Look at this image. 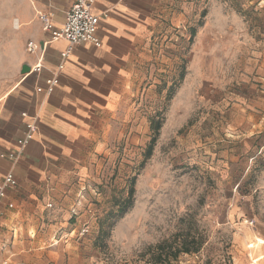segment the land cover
<instances>
[{
  "label": "rangeland",
  "instance_id": "374dc122",
  "mask_svg": "<svg viewBox=\"0 0 264 264\" xmlns=\"http://www.w3.org/2000/svg\"><path fill=\"white\" fill-rule=\"evenodd\" d=\"M204 1L157 37L135 135L84 185L72 231L39 229L28 238L49 246H21L8 264H264V0ZM7 27L0 20V91L18 77ZM151 120L164 125L144 159ZM192 238L201 249L173 259Z\"/></svg>",
  "mask_w": 264,
  "mask_h": 264
},
{
  "label": "crops",
  "instance_id": "0c3cea01",
  "mask_svg": "<svg viewBox=\"0 0 264 264\" xmlns=\"http://www.w3.org/2000/svg\"><path fill=\"white\" fill-rule=\"evenodd\" d=\"M72 2L0 0V20L16 44L10 67L18 74L0 91V182L7 175L16 182L0 198V264H8V255L21 246H49L51 241L38 234L32 242L28 238L39 229L72 231L68 222L85 203L84 185L100 182L103 162L120 137L135 135V115L141 112L136 104L143 103L144 95L138 89L157 37L183 23L188 5L200 3L96 0L92 13L99 17L100 46L77 45L62 58L67 43L50 40L37 14H47L61 28ZM28 43L36 49L29 52ZM23 66L29 71L21 75ZM51 79L56 85L48 94L46 82ZM146 113L143 119L150 120L151 111ZM28 125L35 129L21 146Z\"/></svg>",
  "mask_w": 264,
  "mask_h": 264
},
{
  "label": "built area",
  "instance_id": "2783aa9c",
  "mask_svg": "<svg viewBox=\"0 0 264 264\" xmlns=\"http://www.w3.org/2000/svg\"><path fill=\"white\" fill-rule=\"evenodd\" d=\"M96 0H73L71 7L65 14L64 23L61 28H55L47 14H37V19L41 24L43 33L50 37V40H64L67 45V51L61 55L66 58V55L72 47L81 44H91L99 47L100 43L96 38V31L99 23V17L92 13V7ZM36 49V45L32 43L27 44V50L32 52ZM61 69V67H59ZM36 70H39L37 67ZM56 81L51 79L46 82L45 92L50 94L53 91ZM39 92L41 90H38ZM34 126H27V134L23 141L20 142L24 146L30 139L31 133L34 131ZM16 182L11 175H7L3 181L0 182V198L5 195L6 189L14 188Z\"/></svg>",
  "mask_w": 264,
  "mask_h": 264
},
{
  "label": "trees",
  "instance_id": "16d2710c",
  "mask_svg": "<svg viewBox=\"0 0 264 264\" xmlns=\"http://www.w3.org/2000/svg\"><path fill=\"white\" fill-rule=\"evenodd\" d=\"M194 33H195L194 31H191L192 37L194 36ZM161 126H162L161 123L158 121L157 122L153 121V120L150 121V131L152 132V136H151V139H150V141L146 147L144 159H148L151 156L152 150H153V147L156 143L157 137L159 135V131L161 129ZM133 194H134V190H133V188H130V190L128 191V199H127L128 206H125L124 208L119 209L117 218L122 217L123 214L126 212L127 208L130 207V204H131L132 199H133ZM113 216H114L113 214L108 215V217H113ZM105 221H107V220H105ZM191 243H192V247H193L191 250L188 249L187 247H185L184 245H182V249L178 250L176 253L173 254V259H175L179 253H186V254L190 253V252L197 253L201 249L202 244H203L202 240H197L196 238H192ZM158 248H160V246ZM161 252H162V250L160 251L159 254H162ZM161 262H162L161 255L154 257L153 264L161 263Z\"/></svg>",
  "mask_w": 264,
  "mask_h": 264
},
{
  "label": "water",
  "instance_id": "95a60500",
  "mask_svg": "<svg viewBox=\"0 0 264 264\" xmlns=\"http://www.w3.org/2000/svg\"><path fill=\"white\" fill-rule=\"evenodd\" d=\"M29 69L27 66H23L22 69H21V75H24L26 73H28Z\"/></svg>",
  "mask_w": 264,
  "mask_h": 264
}]
</instances>
